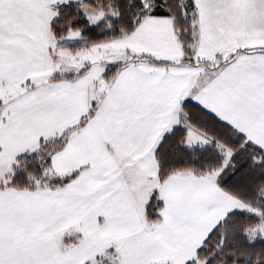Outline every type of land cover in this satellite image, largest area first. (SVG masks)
Instances as JSON below:
<instances>
[{
	"label": "snow or ice",
	"instance_id": "obj_1",
	"mask_svg": "<svg viewBox=\"0 0 264 264\" xmlns=\"http://www.w3.org/2000/svg\"><path fill=\"white\" fill-rule=\"evenodd\" d=\"M0 264H264V0H0Z\"/></svg>",
	"mask_w": 264,
	"mask_h": 264
}]
</instances>
